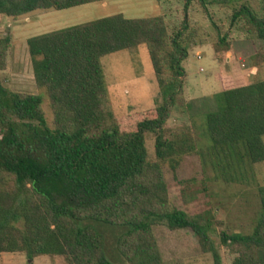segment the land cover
<instances>
[{
    "label": "trees",
    "instance_id": "trees-1",
    "mask_svg": "<svg viewBox=\"0 0 264 264\" xmlns=\"http://www.w3.org/2000/svg\"><path fill=\"white\" fill-rule=\"evenodd\" d=\"M111 0H0V16L12 19L34 12L63 11ZM264 1V0H263ZM202 6L205 4L200 0ZM264 43V17L248 5L234 10ZM34 82L44 90L54 129L46 124L40 95L18 94L0 84V254H23L28 261L56 257L66 264H163L153 228L190 230L213 264H222L211 235L217 221L211 210L189 215L171 207L163 164L175 171L185 156H199L216 180L233 184L252 176L264 163V80L224 88L205 114L206 150L193 131L169 132L165 125L183 90L182 62L188 50L169 38L160 17L126 19L114 15L27 40ZM12 41L0 38V72L8 68ZM228 53L230 44L221 39ZM147 46L162 104L146 117L114 119L104 77L106 56ZM264 64V49L255 55ZM162 62L169 78H164ZM153 134L155 161L146 136ZM14 187L3 185V176ZM191 182V181H190ZM186 184L185 182H183ZM203 193L206 188L201 189ZM260 212L250 234H220L232 264H264V187ZM101 226L121 230L117 258L111 257Z\"/></svg>",
    "mask_w": 264,
    "mask_h": 264
},
{
    "label": "rangeland",
    "instance_id": "rangeland-1",
    "mask_svg": "<svg viewBox=\"0 0 264 264\" xmlns=\"http://www.w3.org/2000/svg\"><path fill=\"white\" fill-rule=\"evenodd\" d=\"M202 1L205 8L200 0H111L63 11L34 12L18 19L0 16V38L9 32L12 41L8 68L0 72V84L14 93L40 95L46 124L54 129L46 92L38 90L34 82L27 40L114 15H122L126 19L160 17L169 38L177 37L180 45L188 50V57L182 62L185 72L183 90L176 98L165 128L172 133L190 129L199 148L206 150L209 140L205 134V114L217 110L213 99L221 92L216 77L227 88L264 80V64L255 60V55L263 51L264 43L252 35L243 22H232L234 10L243 4L251 7L257 16L264 17V1ZM223 38L230 44V51L217 57L214 49H222L220 41ZM101 63L110 107L117 122H132L149 116L162 104L147 46L106 56ZM162 65L164 78L168 79L167 66L164 62ZM234 69L237 71L236 79L234 75L230 80L227 76ZM154 141L153 134L146 136L151 162L155 161ZM162 168L171 207L189 215L211 210L217 221L211 237L220 250L222 264H232L234 256L221 246L219 237L221 233L252 232L260 212L258 189L264 187V163L253 167L251 177L233 184L216 180L210 165L204 168L196 155L183 157L175 171L167 163ZM2 183L7 189L14 187L13 178L7 175L3 176ZM203 187L206 188L205 193L201 191ZM97 228L105 237L108 254L117 258L115 246L121 230L107 226ZM153 232L163 264H213L211 255L202 252L190 230L171 231L157 225ZM116 261L123 264L118 259ZM0 264L66 263L56 257L42 256L30 262L23 254H4L0 255Z\"/></svg>",
    "mask_w": 264,
    "mask_h": 264
},
{
    "label": "crops",
    "instance_id": "crops-1",
    "mask_svg": "<svg viewBox=\"0 0 264 264\" xmlns=\"http://www.w3.org/2000/svg\"><path fill=\"white\" fill-rule=\"evenodd\" d=\"M236 72H237V71L234 69V70H233V73L230 74V75H228L227 78H229L230 80H232V79H233V76L235 75V79H236V75H237ZM216 80H217V82L219 83V85H220V87H221V91L224 90V88H226V87H225V85L221 82V79L216 77ZM235 81H236V80H235ZM235 81H233V82H235ZM0 255H4V254H0Z\"/></svg>",
    "mask_w": 264,
    "mask_h": 264
},
{
    "label": "built area",
    "instance_id": "built-area-1",
    "mask_svg": "<svg viewBox=\"0 0 264 264\" xmlns=\"http://www.w3.org/2000/svg\"><path fill=\"white\" fill-rule=\"evenodd\" d=\"M197 58L200 59V56H198Z\"/></svg>",
    "mask_w": 264,
    "mask_h": 264
},
{
    "label": "water",
    "instance_id": "water-1",
    "mask_svg": "<svg viewBox=\"0 0 264 264\" xmlns=\"http://www.w3.org/2000/svg\"><path fill=\"white\" fill-rule=\"evenodd\" d=\"M31 262V261H30Z\"/></svg>",
    "mask_w": 264,
    "mask_h": 264
}]
</instances>
